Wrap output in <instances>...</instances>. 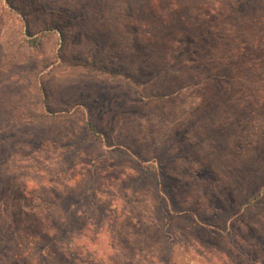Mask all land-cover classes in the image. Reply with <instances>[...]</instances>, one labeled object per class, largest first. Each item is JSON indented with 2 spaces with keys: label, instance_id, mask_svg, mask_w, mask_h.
<instances>
[{
  "label": "rangeland",
  "instance_id": "rangeland-1",
  "mask_svg": "<svg viewBox=\"0 0 264 264\" xmlns=\"http://www.w3.org/2000/svg\"><path fill=\"white\" fill-rule=\"evenodd\" d=\"M168 260L264 264V0H0V264Z\"/></svg>",
  "mask_w": 264,
  "mask_h": 264
},
{
  "label": "trees",
  "instance_id": "trees-1",
  "mask_svg": "<svg viewBox=\"0 0 264 264\" xmlns=\"http://www.w3.org/2000/svg\"><path fill=\"white\" fill-rule=\"evenodd\" d=\"M66 27H67V25L64 24L63 21L61 20V21H57L56 25H54V26L46 27L47 29H45V30H48V31H50V32H52V31H54V30H58L59 33L61 34L62 39H64V37H65V35H64V29H65ZM37 43H38V40H37V39H33V40L31 41V45H32V46L37 45ZM40 90H42V89H40ZM42 93H43V92H42ZM40 118H41V121L44 120V117L41 116ZM89 128H90L91 132H95L92 123H89ZM151 169H155V167H152ZM150 172H153V171L150 170ZM153 174H154V176L157 175L156 171H154ZM166 263H167V264H173L172 260H168V261H166Z\"/></svg>",
  "mask_w": 264,
  "mask_h": 264
}]
</instances>
